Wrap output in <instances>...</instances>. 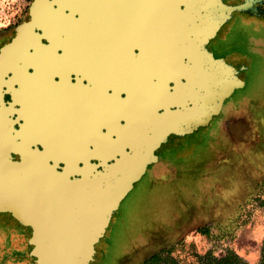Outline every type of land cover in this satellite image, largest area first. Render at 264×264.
Segmentation results:
<instances>
[{
    "label": "flooded vegetation",
    "instance_id": "1",
    "mask_svg": "<svg viewBox=\"0 0 264 264\" xmlns=\"http://www.w3.org/2000/svg\"><path fill=\"white\" fill-rule=\"evenodd\" d=\"M222 1L247 9L218 26L220 13L207 14L206 0H14V12L0 10V54L33 10L38 17L4 64V100L18 141L51 149L60 169L75 166L74 177L85 166L119 165L123 178L139 177L127 196L205 162L207 138L212 160L226 157L222 145L238 126L235 96L250 86L243 75L252 74L254 59L264 60V0ZM221 59L244 82L224 97L220 84L214 94L206 86L207 69L220 80ZM218 103L206 125L207 105ZM224 115V134L209 133ZM194 192L191 214L199 204ZM0 229L8 238L25 234L32 250V233L9 215L0 217ZM95 249L102 260L104 250Z\"/></svg>",
    "mask_w": 264,
    "mask_h": 264
},
{
    "label": "rangeland",
    "instance_id": "2",
    "mask_svg": "<svg viewBox=\"0 0 264 264\" xmlns=\"http://www.w3.org/2000/svg\"><path fill=\"white\" fill-rule=\"evenodd\" d=\"M13 6L14 0H0V10L14 12ZM253 66L250 76L243 75L250 79L249 88L235 96L238 126L232 141L222 145L226 157L212 160L207 138L205 162L187 163L177 179L148 180L146 187L129 194L96 245L104 250L102 260L96 261V252L90 264H199L200 255L212 251L221 256L230 249L252 264L259 262L264 240V60L254 59ZM226 118H217L208 132L222 136ZM179 185L191 195H181ZM194 191H200L199 204L191 214L188 200ZM26 238L0 232V264H36Z\"/></svg>",
    "mask_w": 264,
    "mask_h": 264
},
{
    "label": "water",
    "instance_id": "3",
    "mask_svg": "<svg viewBox=\"0 0 264 264\" xmlns=\"http://www.w3.org/2000/svg\"><path fill=\"white\" fill-rule=\"evenodd\" d=\"M206 5L207 14L220 13L218 26L233 11L247 9L246 4L231 6L222 0H209ZM35 12L16 28L7 51L19 44L25 31L34 28L38 20ZM5 51L0 54V214H9L31 230L30 256L36 264H90L94 261L96 245L139 177L123 178L122 172L115 170H122L119 165L106 166L104 171L85 166L82 176L74 177L75 166L66 164L60 169L51 149L41 150L19 142L4 100L8 72L4 66L8 60ZM220 61L222 70L232 76L223 81L224 97L235 88H242L244 82L236 77L238 70L234 66ZM212 107L207 105L206 125L220 104Z\"/></svg>",
    "mask_w": 264,
    "mask_h": 264
},
{
    "label": "trees",
    "instance_id": "4",
    "mask_svg": "<svg viewBox=\"0 0 264 264\" xmlns=\"http://www.w3.org/2000/svg\"><path fill=\"white\" fill-rule=\"evenodd\" d=\"M260 206L264 208V199L261 200ZM260 260L257 264H264V240L260 248ZM159 255L153 257L154 260L159 259ZM199 264H252L245 258L240 256L234 250H228L221 256H216L212 251H209L199 257Z\"/></svg>",
    "mask_w": 264,
    "mask_h": 264
},
{
    "label": "bare ground",
    "instance_id": "5",
    "mask_svg": "<svg viewBox=\"0 0 264 264\" xmlns=\"http://www.w3.org/2000/svg\"><path fill=\"white\" fill-rule=\"evenodd\" d=\"M206 4H209V0H206ZM205 4V7H206V12L208 11V9H207V5ZM30 30V29H29ZM29 30H27V31H25L24 32V34H23V36L21 37L22 39H21V41H19V44H17L16 46H20V45H22L23 44V42H24V39L26 38V34H27V32L29 31ZM15 48V47H14ZM6 63V62H5ZM4 63V64H5ZM5 66V65H4ZM7 68V67H6ZM207 71V73H206V86H208L209 87V89H210V91H209V93H215V92H217L218 90L217 89H215L216 87H217V85H219L220 84V86H221V89H222V84H223V81L224 80H226L227 78H228V75H227V73L225 72V71H223L222 70V75H221V77H220V80L218 79V80H216L218 83L216 84V82L212 79L213 77H214V73L211 71V70H209V69H207L206 70ZM214 90H217V91H215L214 92ZM125 166L123 165V168H124ZM125 170H128L126 167L124 168Z\"/></svg>",
    "mask_w": 264,
    "mask_h": 264
},
{
    "label": "crops",
    "instance_id": "6",
    "mask_svg": "<svg viewBox=\"0 0 264 264\" xmlns=\"http://www.w3.org/2000/svg\"><path fill=\"white\" fill-rule=\"evenodd\" d=\"M253 42H255V41L253 40ZM256 42H257V41H256ZM256 42L254 43V44H255V46L257 45V44H256ZM256 48H257V47H256ZM254 69H255V68H254ZM254 69H253V70H254Z\"/></svg>",
    "mask_w": 264,
    "mask_h": 264
}]
</instances>
